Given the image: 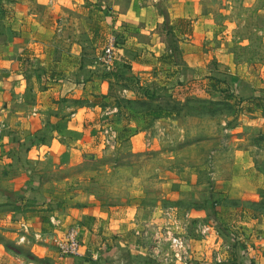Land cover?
I'll return each instance as SVG.
<instances>
[{
    "label": "crops",
    "instance_id": "obj_1",
    "mask_svg": "<svg viewBox=\"0 0 264 264\" xmlns=\"http://www.w3.org/2000/svg\"><path fill=\"white\" fill-rule=\"evenodd\" d=\"M247 17L264 20V0H0V130L4 134L0 161H17L21 155L26 163V172L4 178L2 186L14 192L43 165L80 163L97 143L100 111L117 105L110 103L117 89L121 96L127 94L126 102L132 101L121 108V114L111 115L113 125L119 137L129 133L131 143L140 139L152 113L161 112L157 118H163L172 111L163 105L164 97L158 98L159 92L148 100L120 87L121 69L160 74L161 69L172 68L165 74V84L171 85L174 68L183 60L196 68L203 64L202 55L194 53L208 52V44L213 51H226L230 59V37L242 33ZM221 36L229 40L213 45V38ZM112 37L117 61L107 70L100 57ZM242 43L235 45L242 48ZM245 81V91L254 88L252 81ZM114 83L118 87L113 90ZM245 91L233 94L242 106L251 101ZM167 94L170 99L178 97ZM251 105L252 110L242 112L230 127L231 137L220 145V151L232 155L231 178L264 177L251 167L258 162L260 148L249 138L252 132H264V114L259 111L264 106ZM125 111L132 116L124 117ZM143 207L137 200L104 204L98 195L86 192L45 212L5 207L0 211V228L6 234L0 238V264H114L122 257L143 264L147 259L143 243L134 232L126 234L127 225L140 227L142 222L136 219ZM72 224L81 231V254L76 257L62 255L52 239ZM262 227L264 221L257 225ZM258 235L254 252L245 253L239 264L250 258V264H264V235ZM125 250L128 256L122 253Z\"/></svg>",
    "mask_w": 264,
    "mask_h": 264
},
{
    "label": "rangeland",
    "instance_id": "obj_2",
    "mask_svg": "<svg viewBox=\"0 0 264 264\" xmlns=\"http://www.w3.org/2000/svg\"><path fill=\"white\" fill-rule=\"evenodd\" d=\"M249 11L245 9V15ZM242 27V33L231 36L230 40L229 36L212 40L213 45L230 41V59L226 57V51H213L211 44H208V52L194 53L196 56L202 55L199 59L203 64L196 68L191 61L183 60L181 68H174L173 82H169L171 85L165 84L168 78V74H165L172 68L153 70L162 76L146 71L137 74L131 72L144 88L151 87L155 93L159 92L158 98L164 97L163 105L172 111L163 118L151 117L147 128H141L145 129V135L134 143L128 141L131 137L125 133L119 137L115 148H102L101 128L105 122L114 123L111 119L113 113H104L108 108L100 113L97 111L100 115L95 134L97 143L80 163L43 165L31 180L11 192L2 186L4 178L10 175H13L12 178L19 177L26 172V163L21 155L17 161H0V211L5 207H28V210L45 212L82 192L98 195L104 204L119 205L137 200L146 206L141 208L140 215L137 214L136 221L140 219L142 223L139 228L127 225L129 233L126 234H137L136 230L145 226L144 235L153 236L155 223L161 221L162 210L177 206L175 208L179 212L185 210L194 215L198 219L194 222L196 225L213 222L221 231L220 238L231 241L232 247L221 264H239L238 259L245 253L250 252L251 255L256 248L255 238L260 240L258 233L264 235V228H257L264 221V177L231 178L232 155L227 150L220 151L221 142L225 143L231 137L230 127L238 123L244 110L251 109V102L264 106V20L251 17ZM167 39L174 40L173 37ZM236 42H243L242 48L237 47ZM222 57H226L224 61ZM121 70L123 76L120 78L124 82L118 85L132 89L137 97H141L136 86L138 84L125 79V73L130 69ZM140 76L145 77L141 79ZM233 77L242 81L243 84H239L241 90H237L236 83L230 81H235ZM245 80L252 81L254 88L245 91ZM115 84L113 90L118 87ZM243 91L251 99L243 106L239 99L227 98V94H240ZM168 92L178 97L170 99L172 96ZM125 96H121L118 89L110 95V103L117 104L119 108L117 113L121 114V108L125 109L129 105L127 102L132 101L129 99L126 102ZM146 98L152 99L151 96ZM136 106L141 107L142 104ZM259 111L264 114V108ZM125 113L123 116L126 118L132 116L129 111ZM135 125L138 127V123ZM129 131L132 132V129ZM263 133L260 130L248 136L253 142L256 140L260 148L256 153L258 162L251 167L264 173ZM90 154H95L96 158L91 159ZM132 221H135L134 218ZM45 224L48 229L49 221L46 220ZM147 230L150 231L148 234ZM4 231L0 228V238L6 235ZM199 231H191V234L194 232L190 243L191 258L186 259L187 263L177 264L214 263L220 244L215 245L214 239L208 244V238H203V235L208 236V232L203 234ZM243 239H248V243H242ZM143 241L142 254L148 257L154 244L148 237ZM122 253L129 255L127 250ZM149 258L144 259L143 264L160 262H152ZM126 259L122 257L114 264H132ZM247 261L246 264H250L252 259Z\"/></svg>",
    "mask_w": 264,
    "mask_h": 264
},
{
    "label": "built area",
    "instance_id": "obj_3",
    "mask_svg": "<svg viewBox=\"0 0 264 264\" xmlns=\"http://www.w3.org/2000/svg\"><path fill=\"white\" fill-rule=\"evenodd\" d=\"M100 59L104 63V66L107 70L113 69L116 59L115 39L113 37L110 38V40L104 47ZM129 75L134 84L143 86L137 76H135L133 73ZM118 110V106L115 105L114 107L106 110L104 113L109 115L112 113H117ZM105 123L106 124L103 125L100 132L101 146L103 149L110 150L118 145L119 132L113 125V123ZM3 144L4 134L0 130V147ZM175 207L177 206H169L168 208H164L162 210L163 214L162 218L160 219L161 221L155 223L156 225L154 227L153 236H146V233L144 235L143 232L146 229L145 226H143L141 229L136 230L137 234L135 235L142 241V243L144 242L143 240L147 239L148 237L154 244L153 251L147 258L151 257V259H149L152 260V262L160 261L156 264H177L180 262L187 263L186 259L188 257L189 259L191 258L190 243L193 240L194 234V232L191 234V231L198 232L199 228H201V232L203 234H206L208 232V236L203 235L204 239L208 238V244L210 243L211 239H214V242H216L215 245H217V243L220 244L219 248L216 250L214 263L221 264L222 262H224L225 254L231 249L232 243L231 241L227 242L220 238L221 231L219 230L218 226L213 222H208L206 224L198 223L196 225L194 224V222L195 220L198 221V219H196L194 215H190L189 211L185 210L179 212ZM51 222H53L54 224L56 223L54 217H51ZM23 229L24 231H28V226L24 224ZM149 232L150 231L147 230V234ZM52 239L59 248V251L62 255L70 257L80 256L82 240L79 225H70L61 236L53 237ZM24 240L25 235H22L20 237V241ZM221 246L223 251H221ZM158 253H160L159 258L157 257L159 255Z\"/></svg>",
    "mask_w": 264,
    "mask_h": 264
},
{
    "label": "trees",
    "instance_id": "obj_4",
    "mask_svg": "<svg viewBox=\"0 0 264 264\" xmlns=\"http://www.w3.org/2000/svg\"><path fill=\"white\" fill-rule=\"evenodd\" d=\"M129 74H131V72H126L125 73V79H129L131 82H133L132 80H131V78L129 77L130 75ZM234 78V77H233ZM237 78H234V80L235 81H232V80H230L231 82H233V83H236V87H237V90H241V87H240V85L239 84H241L242 83V81L241 80H239V79H237ZM243 84V83H242ZM244 85H245V83H244ZM137 86V88H138V90H139V92H140V94L141 95H139V96H141V97H149V96H153L154 95V90H152V88L150 87V88H144L143 86H139V85H136ZM239 86V87H238ZM152 92V93H151ZM227 98L228 99H232V98H234V96H233V94L231 93V94H227ZM152 115H153V117H155V118H157V117H160V116H162V113L161 112H154V113H152ZM150 260V259H149Z\"/></svg>",
    "mask_w": 264,
    "mask_h": 264
},
{
    "label": "water",
    "instance_id": "obj_5",
    "mask_svg": "<svg viewBox=\"0 0 264 264\" xmlns=\"http://www.w3.org/2000/svg\"><path fill=\"white\" fill-rule=\"evenodd\" d=\"M91 159H95L96 158V155L95 154H90L88 155Z\"/></svg>",
    "mask_w": 264,
    "mask_h": 264
},
{
    "label": "flooded vegetation",
    "instance_id": "obj_6",
    "mask_svg": "<svg viewBox=\"0 0 264 264\" xmlns=\"http://www.w3.org/2000/svg\"><path fill=\"white\" fill-rule=\"evenodd\" d=\"M148 260V259H147Z\"/></svg>",
    "mask_w": 264,
    "mask_h": 264
}]
</instances>
